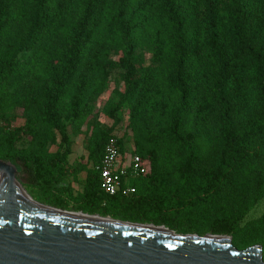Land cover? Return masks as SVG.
<instances>
[{
    "label": "trees",
    "instance_id": "16d2710c",
    "mask_svg": "<svg viewBox=\"0 0 264 264\" xmlns=\"http://www.w3.org/2000/svg\"><path fill=\"white\" fill-rule=\"evenodd\" d=\"M135 47L152 54L138 78ZM119 68L132 133L119 149L131 144L150 171L131 195L103 194L99 131L75 212L228 236L237 250L261 245L264 261V214L248 219L264 208V0H0V160L44 206L66 210V127L81 133Z\"/></svg>",
    "mask_w": 264,
    "mask_h": 264
},
{
    "label": "water",
    "instance_id": "95a60500",
    "mask_svg": "<svg viewBox=\"0 0 264 264\" xmlns=\"http://www.w3.org/2000/svg\"><path fill=\"white\" fill-rule=\"evenodd\" d=\"M16 174L0 160V264H264L259 246L237 250L228 236L180 235L41 205Z\"/></svg>",
    "mask_w": 264,
    "mask_h": 264
},
{
    "label": "rangeland",
    "instance_id": "374dc122",
    "mask_svg": "<svg viewBox=\"0 0 264 264\" xmlns=\"http://www.w3.org/2000/svg\"><path fill=\"white\" fill-rule=\"evenodd\" d=\"M133 56H140L142 55L141 63L136 62L134 65L137 68V75L135 78L139 77L142 70L147 68L148 66L152 65L151 61V51L148 48H141L135 47L133 51ZM120 58L119 55H110L109 59L112 62L117 63L118 59ZM131 64V62H129ZM128 77V70L119 68L114 70L110 75L107 77V88L106 90L95 100L93 105V109L89 118L85 121L83 128L81 129V133L73 134L72 129L67 126V121L63 120L62 126L66 127V133L68 134V138L71 142V154L68 158L67 163V170L66 174L63 177L64 183L69 186L70 191L69 193L65 194L63 197L66 200L67 206H63L66 209V212H75L77 208H74L75 205L74 199L77 198L79 194L83 191L84 180L86 177V172L89 169V163L87 162L88 156V148L91 143L93 137L100 132H109L110 136L117 135V136H124V137H131V130L129 128V105L126 100H122V97L119 93H123L124 91V83L125 79ZM122 107L120 112L116 111L117 107ZM24 124L23 119H16L13 123L5 125L9 127H22ZM2 125V124H1ZM60 137L57 136L56 144L52 145L49 148V153H54L57 151V146L59 144ZM130 140V138H128ZM27 139L25 136H22V140L17 143V148L22 149L24 148V144H26ZM129 142V141H128ZM16 168V167H15ZM16 179L18 183L22 186L25 192L31 197V199L39 204L40 201H44V196L37 194L35 189L30 188L27 186L25 177L23 175L22 168H16ZM171 198V197H170ZM189 198V196H187ZM175 200V198H173ZM179 200V199H178ZM43 205V204H41ZM186 206V204H184ZM178 205V207H184ZM173 208H170L172 210ZM251 211H248L250 213ZM96 215H100L97 211L95 212ZM264 214V208L254 211V213H250L248 219L251 218H260V216ZM191 231L201 232L202 230L193 228ZM176 234V233H175ZM204 234L200 237H203ZM199 236V235H198ZM259 246L261 249V255L263 259V249L261 245ZM253 246V247H255Z\"/></svg>",
    "mask_w": 264,
    "mask_h": 264
},
{
    "label": "built area",
    "instance_id": "2783aa9c",
    "mask_svg": "<svg viewBox=\"0 0 264 264\" xmlns=\"http://www.w3.org/2000/svg\"><path fill=\"white\" fill-rule=\"evenodd\" d=\"M121 137L110 136L104 147L102 159L95 167L99 176L100 190L109 197L118 193L133 194L134 189L129 186V182L146 177L150 171L148 162L134 154L131 144H126L125 152L120 151L118 140Z\"/></svg>",
    "mask_w": 264,
    "mask_h": 264
},
{
    "label": "bare ground",
    "instance_id": "6f19581e",
    "mask_svg": "<svg viewBox=\"0 0 264 264\" xmlns=\"http://www.w3.org/2000/svg\"><path fill=\"white\" fill-rule=\"evenodd\" d=\"M0 181H1V176H0ZM18 188V190L34 205V206H36V207H38V208H41V209H44V210H47V211H51V210H49V209H47V208H44V207H40L39 205H37V204H35L34 202H32L28 197H27V195L26 194H24V192H23V190L21 189V188H19V187H17ZM51 212H54V211H51ZM69 216H71V215H69ZM72 217H78V218H84V219H88V218H86V217H83V216H81V215H75V216H72ZM96 221H98V219L97 218H94ZM146 229H152V228H146ZM152 230H154V229H152ZM155 230H157V229H155ZM159 231H165L164 229H160ZM167 232V231H166ZM168 233V232H167ZM170 234V233H169ZM170 235H172V234H170ZM173 236V235H172ZM207 238H212V239H225V238H213V237H207ZM227 240V239H226Z\"/></svg>",
    "mask_w": 264,
    "mask_h": 264
}]
</instances>
